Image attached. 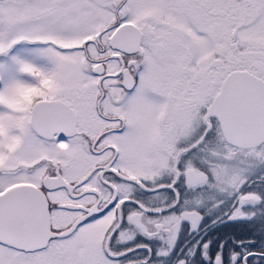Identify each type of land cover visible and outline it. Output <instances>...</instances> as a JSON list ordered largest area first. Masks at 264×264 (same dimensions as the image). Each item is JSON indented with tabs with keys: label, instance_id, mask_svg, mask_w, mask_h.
<instances>
[{
	"label": "snow or ice",
	"instance_id": "snow-or-ice-1",
	"mask_svg": "<svg viewBox=\"0 0 264 264\" xmlns=\"http://www.w3.org/2000/svg\"><path fill=\"white\" fill-rule=\"evenodd\" d=\"M257 165L264 0H0V264H264L176 245L264 225Z\"/></svg>",
	"mask_w": 264,
	"mask_h": 264
},
{
	"label": "flooded vegetation",
	"instance_id": "flooded-vegetation-1",
	"mask_svg": "<svg viewBox=\"0 0 264 264\" xmlns=\"http://www.w3.org/2000/svg\"><path fill=\"white\" fill-rule=\"evenodd\" d=\"M253 170H255L254 173L257 172V175L253 179H249L250 186L252 184L258 186L260 180L257 177H264V166L257 165ZM138 195L151 196L152 194L141 192ZM161 195L170 196L171 193L162 191ZM225 203H228L227 199ZM201 212L204 219L197 231H191L187 224L182 226L179 239L176 241L177 250L181 252L187 250L189 254L193 251L199 252L200 249L196 245L204 240H211L212 245L208 249V255L211 256L216 248L221 245V242L231 250L236 241L242 240L247 246L246 250L264 251V225L260 221H227L223 218L220 209L202 208ZM137 240L141 243L149 242L159 246V241H145L143 237H137ZM250 240H254L255 243L250 244ZM200 259L203 260V257ZM249 260L252 261V264H259L252 257H249ZM204 264H211V260H204Z\"/></svg>",
	"mask_w": 264,
	"mask_h": 264
},
{
	"label": "rangeland",
	"instance_id": "rangeland-1",
	"mask_svg": "<svg viewBox=\"0 0 264 264\" xmlns=\"http://www.w3.org/2000/svg\"><path fill=\"white\" fill-rule=\"evenodd\" d=\"M253 169L254 168L249 169V179H253L257 175V172L254 173L255 170H253Z\"/></svg>",
	"mask_w": 264,
	"mask_h": 264
}]
</instances>
